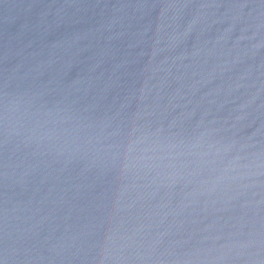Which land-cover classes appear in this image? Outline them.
<instances>
[{"label": "water", "instance_id": "obj_1", "mask_svg": "<svg viewBox=\"0 0 264 264\" xmlns=\"http://www.w3.org/2000/svg\"><path fill=\"white\" fill-rule=\"evenodd\" d=\"M0 264H264V0H0Z\"/></svg>", "mask_w": 264, "mask_h": 264}]
</instances>
